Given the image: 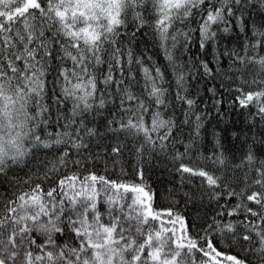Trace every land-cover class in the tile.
<instances>
[{"label": "trees", "instance_id": "1", "mask_svg": "<svg viewBox=\"0 0 264 264\" xmlns=\"http://www.w3.org/2000/svg\"><path fill=\"white\" fill-rule=\"evenodd\" d=\"M105 1L0 0V264H264V0Z\"/></svg>", "mask_w": 264, "mask_h": 264}, {"label": "rangeland", "instance_id": "2", "mask_svg": "<svg viewBox=\"0 0 264 264\" xmlns=\"http://www.w3.org/2000/svg\"><path fill=\"white\" fill-rule=\"evenodd\" d=\"M170 2L180 1V0H169ZM169 2H166V4ZM105 4L107 8L101 9V16L104 17V14L108 15V13L113 12L111 15L118 13L117 11V1L116 0H106ZM109 16V15H108ZM102 190H107L103 188ZM64 197L70 203V205H74L75 202L80 204L82 207L89 208L93 205L97 197V188L94 185H76L70 184L67 186L65 190ZM31 200H36V198H31ZM37 203L40 207L43 206V202L41 200H37ZM132 210L133 217L139 218L142 216L144 211V200L141 194L134 195L132 199ZM56 204H53V208ZM52 207V206H51ZM20 212H23L27 209L26 206L20 207ZM31 209H34L32 206ZM83 233H87L86 229H82ZM109 239V231L107 230H98L93 237H91V243L97 244L98 241L101 243L106 242ZM172 235L171 228L163 226L159 228L152 239L149 241V254L152 259L160 260L166 252H169V247L172 245Z\"/></svg>", "mask_w": 264, "mask_h": 264}]
</instances>
